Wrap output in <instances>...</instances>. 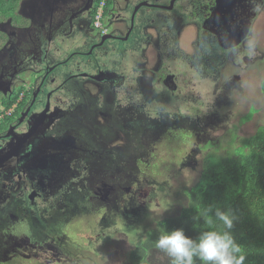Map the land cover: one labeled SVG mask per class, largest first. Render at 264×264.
Instances as JSON below:
<instances>
[{
	"label": "flooded vegetation",
	"instance_id": "1",
	"mask_svg": "<svg viewBox=\"0 0 264 264\" xmlns=\"http://www.w3.org/2000/svg\"><path fill=\"white\" fill-rule=\"evenodd\" d=\"M97 7L17 0L0 14V99L11 102L0 145L37 119L49 157L0 174V258L37 257L54 240L68 256L66 222L68 238L74 224L82 236L94 221L133 223L141 177L164 172L151 163L166 156L167 130L210 143L215 97L264 66V0H109L103 32Z\"/></svg>",
	"mask_w": 264,
	"mask_h": 264
},
{
	"label": "rangeland",
	"instance_id": "2",
	"mask_svg": "<svg viewBox=\"0 0 264 264\" xmlns=\"http://www.w3.org/2000/svg\"><path fill=\"white\" fill-rule=\"evenodd\" d=\"M16 2L17 0H0V14H14ZM191 34L192 31L188 30L184 33V39L191 37ZM251 72L252 75H243L237 86L226 94L215 97V110L219 112L220 118L214 123L212 121L213 126L208 128L218 153H225L227 149L230 152L237 150V139L233 134L250 136L264 125V95L261 90L264 67L252 69ZM27 79L29 78L26 76L19 90L28 91L31 82ZM18 117L19 114L16 118ZM176 131L177 129L167 130L162 143L166 156L160 159L157 155L156 160L151 163L152 168L162 167L164 173L156 178L141 177L143 189L137 192L133 223L127 224L126 227L122 224L107 227L105 223L101 227L98 221H94L95 224L90 227L86 225L82 236L73 234L76 229L82 227L81 224H74L73 233L68 238L65 236L66 222L59 236L60 240L65 237L67 245H71L66 246L71 259H67V254L60 250L54 240L45 252H36L37 257L30 256L32 251L26 249L15 257L11 255L0 258V264H129L128 254L134 248V243L144 238L147 232L156 226L158 220L179 214L181 208L188 203L187 190L198 181L202 172L203 154L208 152L203 148L204 144L194 138L188 140L187 134L182 130ZM159 147L160 142H157L158 150ZM193 149L202 152L195 153L192 152ZM210 160L213 161L212 158ZM47 216L52 221L51 216ZM64 244L66 245L65 241ZM155 259L156 264L158 261L162 264L165 255L159 252Z\"/></svg>",
	"mask_w": 264,
	"mask_h": 264
},
{
	"label": "trees",
	"instance_id": "3",
	"mask_svg": "<svg viewBox=\"0 0 264 264\" xmlns=\"http://www.w3.org/2000/svg\"><path fill=\"white\" fill-rule=\"evenodd\" d=\"M262 93L264 95V81ZM3 103L7 107L11 105L6 100ZM5 127L0 125V132ZM182 131L188 140L194 137L195 131L188 126ZM233 136L238 147L234 152L227 149L225 153H218L214 140L203 145L208 152L203 154L198 181L186 192L187 205L179 214L158 220L144 238L134 243L128 254L129 264H156L159 251L154 242L166 229L182 227L194 239L205 230H226L215 217L217 209L227 211L233 217L230 231L239 245L238 255L244 257L243 264H264V125L250 136ZM158 264L161 263L158 261ZM162 264H169L166 256Z\"/></svg>",
	"mask_w": 264,
	"mask_h": 264
},
{
	"label": "clouds",
	"instance_id": "4",
	"mask_svg": "<svg viewBox=\"0 0 264 264\" xmlns=\"http://www.w3.org/2000/svg\"><path fill=\"white\" fill-rule=\"evenodd\" d=\"M107 1L109 0H98V7L93 20L94 26L102 32V15ZM151 6L161 8V5L151 4ZM99 13V24L96 25V17ZM263 81L264 79L261 80V90ZM0 100V114H2L4 113L3 105L5 104L3 100L5 99L1 98ZM3 118L0 119V125H2ZM163 173L157 174L153 178L159 177ZM215 217L223 223L226 230H205L194 239L182 227L166 229L160 232L155 240V248L168 258L169 264H196L197 260L200 261V264H243L244 257L238 255L240 248L230 231L234 223L232 215L227 211L217 209Z\"/></svg>",
	"mask_w": 264,
	"mask_h": 264
},
{
	"label": "water",
	"instance_id": "5",
	"mask_svg": "<svg viewBox=\"0 0 264 264\" xmlns=\"http://www.w3.org/2000/svg\"><path fill=\"white\" fill-rule=\"evenodd\" d=\"M12 129L7 133L10 140L0 145V174L18 166L45 167L49 157L45 154L47 141L42 136L43 124L34 119L26 133H11Z\"/></svg>",
	"mask_w": 264,
	"mask_h": 264
},
{
	"label": "built area",
	"instance_id": "6",
	"mask_svg": "<svg viewBox=\"0 0 264 264\" xmlns=\"http://www.w3.org/2000/svg\"><path fill=\"white\" fill-rule=\"evenodd\" d=\"M99 17H100V13H99V14L97 15V17H96V19H97V20H96V25L99 24V22H98V18H99ZM4 114H5V113L0 114V119H1V117H4Z\"/></svg>",
	"mask_w": 264,
	"mask_h": 264
}]
</instances>
